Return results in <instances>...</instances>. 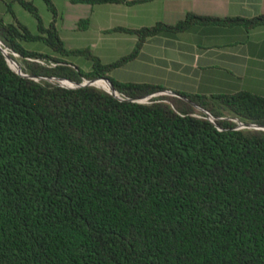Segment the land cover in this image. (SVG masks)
<instances>
[{"label":"trees","instance_id":"trees-1","mask_svg":"<svg viewBox=\"0 0 264 264\" xmlns=\"http://www.w3.org/2000/svg\"><path fill=\"white\" fill-rule=\"evenodd\" d=\"M44 1L49 25L33 1L19 0L38 33L12 10L13 21L0 14L1 44L27 74L0 48V264H264V129L233 120L264 125V96L190 90L150 63L145 48L198 25L250 29L264 14L189 12L176 24L116 26L138 40L104 63L90 48L67 46L55 0ZM38 40L61 57L25 46ZM71 55H85L91 69L64 58ZM141 58L148 74H121ZM59 78H107L123 99ZM166 90L178 95L156 94Z\"/></svg>","mask_w":264,"mask_h":264},{"label":"crops","instance_id":"crops-1","mask_svg":"<svg viewBox=\"0 0 264 264\" xmlns=\"http://www.w3.org/2000/svg\"><path fill=\"white\" fill-rule=\"evenodd\" d=\"M114 4L104 10L108 20L100 21L98 31L105 36L114 34V38L132 50L137 36L111 31L112 28L150 26L158 21L176 24L189 12L220 18H253L264 14V0H151ZM1 8V13H7L5 7ZM94 17L95 13L93 20ZM115 17L125 22L112 24L110 19ZM60 33L67 44L61 29ZM145 48L150 63L159 65L158 69L168 76L171 73L174 80L190 90L209 94L246 90L264 96V24L250 29L240 23L198 25L192 31L165 37L156 44L148 43Z\"/></svg>","mask_w":264,"mask_h":264},{"label":"rangeland","instance_id":"rangeland-1","mask_svg":"<svg viewBox=\"0 0 264 264\" xmlns=\"http://www.w3.org/2000/svg\"><path fill=\"white\" fill-rule=\"evenodd\" d=\"M30 1H33L38 7L45 25H49L53 19V14L48 9L45 1ZM55 3L61 14L58 19V26L61 29L62 34L67 37V46H69V48H90L94 54L101 57L104 63L113 62L132 51L131 47L122 45L119 40L114 38V34L111 36H105L101 35L98 31V24L100 21L106 22L108 20L106 19V16L104 17V10L109 6L115 5L114 3L97 4L94 7L86 3H73L70 0H55ZM2 6L6 8L7 13H1ZM0 8V14H6L3 16L6 17L7 21L13 20V14L10 12V10H12L19 20L25 23L33 33L39 32L37 19L32 13L25 9L21 3H19V0H0ZM93 13H95L94 20L92 18ZM87 18H89L88 25L86 24V26H82V19ZM115 18L110 19L112 24H123L125 22L123 19L118 17ZM25 46L31 50H39L43 52L52 51L46 43L39 40L25 42ZM53 55L61 57L55 52H53ZM64 58L84 70H90L93 63L92 60L88 59L85 55H71ZM12 65L13 67H17L18 61H12ZM123 69V73H121L123 75L126 74L131 77L145 76L150 72L151 66L144 58H141L140 60L134 61L128 66H125ZM96 83L102 86L105 85L100 83L99 80ZM99 85L96 86L101 87ZM104 87L110 88L108 85H105ZM146 100L147 99L144 101Z\"/></svg>","mask_w":264,"mask_h":264},{"label":"water","instance_id":"water-1","mask_svg":"<svg viewBox=\"0 0 264 264\" xmlns=\"http://www.w3.org/2000/svg\"><path fill=\"white\" fill-rule=\"evenodd\" d=\"M1 43H2V42H1V40H0V48L3 50L4 54H5L6 57H7V60H8V62H9V64H10V66L12 67V65H11V63H10V60H9V59H10V56L7 55V51H6V49L2 46ZM12 68H13V67H12ZM13 69H14L15 71H17L18 73L22 74V75H27V74H25V73L22 72V68H21V67H20L19 69H15V68H13ZM99 79H104V80L108 81L109 84H110V90H108V91H110L111 93H113V94H115V95L117 94V91H116V89H115L113 83H112L109 79H107V78H96V79H91V80L85 79V81L82 82V83H76L75 81H72V80H70V79H66V78H59L58 80H60V81L68 80V81L74 83V85H64V84H63V86H67V87H79V86H84V85H95V81H97V80H99ZM106 90H107V89H106ZM159 93H168V94H172V95H178L177 93H175V92H173V91H171V90H166V91H162V92H159ZM156 94H157V93H156ZM156 94H154V95H156ZM182 97H183V96H182ZM145 98H147V97H144V98H141V99H138V100H139V101H142V100H144ZM184 98H186V97H184ZM194 104H195L200 110L205 111V112L208 114V117H209L210 120L214 121V116H213L209 111H206L203 107L198 106L196 103H194ZM234 119L240 121L238 118H234ZM240 123H241V125H240V126L238 125V128H259V129H264V125H257V124H253V123H244V122H242V121H240Z\"/></svg>","mask_w":264,"mask_h":264},{"label":"built area","instance_id":"built-area-1","mask_svg":"<svg viewBox=\"0 0 264 264\" xmlns=\"http://www.w3.org/2000/svg\"><path fill=\"white\" fill-rule=\"evenodd\" d=\"M36 61H38L39 63H41V64H43V65H48V63L45 61V60H43V59H39V58H37V59H35ZM51 64H53V65H55V63H51ZM59 82H60V80H58ZM62 85L64 84V83H62V82H60ZM64 85H66V84H64ZM116 96L117 97H119L120 99H123V97L117 92V94H116ZM145 99H147L148 100V97L147 98H145ZM144 99V100H145ZM144 100H142V102H146V101H144ZM233 120H235L237 123H238V125L240 126L241 125V123H240V121H238V120H236V119H234L233 118Z\"/></svg>","mask_w":264,"mask_h":264},{"label":"bare ground","instance_id":"bare-ground-1","mask_svg":"<svg viewBox=\"0 0 264 264\" xmlns=\"http://www.w3.org/2000/svg\"><path fill=\"white\" fill-rule=\"evenodd\" d=\"M6 51H7V50H6ZM7 55H8V51H7ZM9 60H10V63H11V65H12V60H11V59H9ZM12 67H13V65H12ZM97 81H98V80H97ZM97 81H95V83H96ZM99 82L102 83V84H105V85H107V83H108V82H107L106 80H104V79H103V80H102V79H101V80L99 79ZM108 84H109V83H108ZM105 85H104V86H105Z\"/></svg>","mask_w":264,"mask_h":264}]
</instances>
